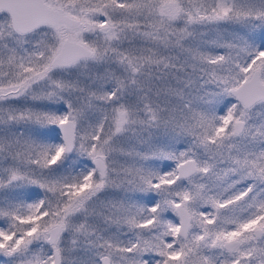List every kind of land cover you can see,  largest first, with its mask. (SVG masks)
Returning a JSON list of instances; mask_svg holds the SVG:
<instances>
[{
  "label": "snow or ice",
  "instance_id": "snow-or-ice-1",
  "mask_svg": "<svg viewBox=\"0 0 264 264\" xmlns=\"http://www.w3.org/2000/svg\"><path fill=\"white\" fill-rule=\"evenodd\" d=\"M0 264H264V0H0Z\"/></svg>",
  "mask_w": 264,
  "mask_h": 264
}]
</instances>
